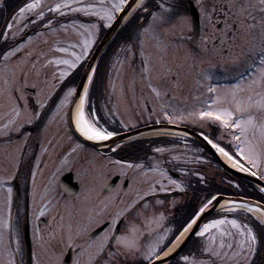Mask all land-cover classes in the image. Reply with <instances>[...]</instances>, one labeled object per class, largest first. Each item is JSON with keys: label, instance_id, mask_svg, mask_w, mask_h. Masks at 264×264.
Here are the masks:
<instances>
[{"label": "snow or ice", "instance_id": "1", "mask_svg": "<svg viewBox=\"0 0 264 264\" xmlns=\"http://www.w3.org/2000/svg\"><path fill=\"white\" fill-rule=\"evenodd\" d=\"M196 4L202 24L198 42L194 36H186V32L190 33L192 29L190 13L183 6L184 0H58L47 10L60 15L72 12L94 16L105 27H112L114 22L119 24L137 20L139 23L135 29L120 37L113 67L139 59L141 78L147 81L151 94L161 101L157 122L162 118L169 125L196 126L200 129V137L223 156L231 168L264 181V0H196ZM26 12H33L43 18L42 0L26 2L11 19L18 21ZM119 13L123 15L117 20ZM145 13L147 15H143ZM47 27H52L51 19ZM6 28L12 30L13 23H7ZM71 28L77 36L75 42L57 39L51 45L56 51L68 54L67 58L52 55L45 61V65L64 66L56 69L59 76L53 75L52 79L56 81L53 87L63 82L86 60L95 44L100 23H73ZM60 29L67 33L69 25L61 24ZM52 32L56 34L57 29L52 28ZM11 35L15 37L16 33L12 32ZM0 36L6 41L9 32H0ZM32 39L29 36L27 42L31 43ZM185 39L193 40L194 48L185 54V60L187 70L199 90L198 103L192 106L173 103L175 95L169 94L171 90L152 82V74L156 70L153 63L155 55L159 64V79L179 87L178 75L165 62V56L171 47L182 46ZM62 43L66 46H60ZM25 47V44L18 47L9 44L6 50H0V98L9 101L0 104V109H6L0 111V135L19 131L24 124H31L39 115L17 103L24 99L27 73L23 71L22 65H26L27 61L22 57L13 61V58ZM119 53H123V59ZM31 55L32 51L25 53V56ZM205 56L207 59L203 58ZM205 63L207 67L203 66ZM31 67L35 69L36 64L32 63ZM18 69L23 79L18 76ZM96 74L97 68L87 66L81 82L69 81L64 84L54 106L53 118L70 121L74 130L88 141L103 142L118 133L106 126L109 121L97 116L91 106ZM36 75H39V71ZM107 88L116 91L111 77ZM14 93L20 95L15 96ZM37 103L43 108L47 98ZM113 114L112 109H109V115ZM120 124L124 128L134 127L131 121H120ZM213 126L216 132L206 134L205 130ZM153 131L172 136L185 146L188 145V131L177 132L173 128ZM169 143L173 147H156L154 154L150 157L146 155L143 160L113 161L120 166L122 177L131 172L138 173L141 179L136 183L143 186L133 187V179L130 178L127 188H120L125 195L131 194L123 207L119 206L122 201L109 197L102 202V207L93 210L89 224L99 223V219L93 217H103L107 212L106 230L94 235L87 226L73 230L71 224L65 229L61 223L49 231L50 239H55L59 233L63 246L74 250L72 264H97V261L99 264H117L120 257L128 255L138 257L139 264H173L175 257L172 253L189 235L200 238L199 254L193 251L182 255L180 259L184 264H252L259 243L252 227L234 216L220 215L207 222L202 220V216L207 210L221 213L244 211L259 213L257 219L264 224V205L253 203L239 194L226 196L223 189L212 187L201 171L187 167L189 163L203 162L204 157L197 155L189 161L186 154L173 155L176 145L174 142ZM165 152L172 161H182L175 165L179 168L181 178L172 176L156 155L163 156ZM68 163L67 159L63 161L64 166ZM35 175V172L31 173L33 186ZM193 177L201 186L197 202L181 218L166 223L168 208L177 203L176 198L168 194L176 190L186 192L191 187L190 178ZM12 178V174L0 175V189L7 190V215L0 217V229L12 228V188L7 187ZM228 183L231 186V181ZM106 187L109 193L115 190L111 186ZM235 187L240 186L236 184ZM259 190L264 192V187H259ZM141 201L143 203L133 213L140 223L127 221L128 213ZM110 207L111 211H108ZM46 211L47 205L38 209V215L43 216ZM121 218L126 219V226L124 230H117ZM145 235L147 239H143ZM19 244L17 236L15 250L7 248V264H16L15 252L20 251ZM4 248V234L0 231V254ZM61 255L62 252L57 255V264Z\"/></svg>", "mask_w": 264, "mask_h": 264}, {"label": "flooded vegetation", "instance_id": "2", "mask_svg": "<svg viewBox=\"0 0 264 264\" xmlns=\"http://www.w3.org/2000/svg\"><path fill=\"white\" fill-rule=\"evenodd\" d=\"M26 2H31V0H1L0 2L1 32H9L7 40L14 41L13 47H18L25 43L29 36L32 37L38 33H49L52 32V28H59V25L54 24L57 22H55L54 17H60L62 21L65 18H73L74 20L72 22H65L68 25L89 22V19L84 21L85 17L83 15L78 18L80 13L60 16L48 12V14L45 13L43 18H40L33 12H26L23 17L18 18V21H13L11 19L13 14ZM49 19L52 20L51 28L47 27ZM9 22L13 23L12 30L6 28V24ZM98 23H100V29L96 39L97 44L109 29V27L103 25L102 21H98ZM135 27L131 26L129 28L130 31L134 30ZM191 29L192 31L190 33L187 32L186 36H194L193 28L191 27ZM12 32L18 35L13 37L11 35ZM201 32L202 24L200 15L198 41ZM2 40L5 42L4 37H2ZM183 46H187L188 50H183ZM174 47L178 52L177 55L181 59H185V54L194 48L193 40L185 39L182 46ZM117 48L118 42L114 39L106 47L97 62L96 68L98 80H100L99 87L101 88L102 97H109L110 106H115L114 104L117 102L116 98H120V90L123 88V90H132L139 99L141 98L146 104L147 110L151 111V104L158 107L159 103L154 100V96L151 99L148 96L151 92L147 87V81L141 78L139 59H134L131 63H125L123 66L116 65L113 67V62L117 58ZM20 56L21 54L18 57ZM119 56L123 59V53H119ZM203 58L207 59V56ZM81 65L69 77L65 78L63 82L55 86L50 96H46L47 103L43 108H40L37 103L40 100V96L38 95L39 91L32 88H25L24 92L26 93V97L23 100H18L17 103L30 109L32 112H38L39 115L31 124H24L19 131L11 132L8 135H0V175H13V178L7 184V187L12 188V228L0 229L4 234L5 245L2 254H0V264H7L9 259L7 248H11L13 251L15 250L17 236L20 242V251L15 252L16 264H57V255L61 252L62 255L60 256L59 264H72V259L75 255L74 250L71 247L63 246L59 233H57L55 239H50L49 231L61 223H63L65 229L71 224L73 230L77 227L87 226L94 235L100 234L102 230H106L107 212L104 213L103 217H93V219H99V223L89 224V217L93 213V210L102 207V202L107 201L109 197L112 200L122 201L119 206L123 207L130 200L131 194L125 195L120 191V188H127L130 178L133 179V187L143 186L136 183V181L141 179L138 173L131 172L128 176L122 177L120 166L113 163V161L117 159L132 161L143 160L146 155L149 157L152 156L154 154L153 150L156 147H165L162 141L150 143L149 140L139 139L134 142L122 144L113 149H96L92 145L84 143L75 135L68 120L66 124L64 122L54 124L52 121L54 106L58 102L61 90L65 83L78 79ZM183 66L184 68L182 69L180 63L174 66L179 75L178 83H183L182 76H184V84L189 85L191 90L198 91V86L192 74L187 70V62ZM203 66L207 67V64L205 63ZM110 77L112 78V83L115 85V92L107 88ZM30 89L32 90L28 91ZM179 89H181V86ZM14 95L19 96L18 93H14ZM197 97L195 98L197 99ZM121 101H119V105L122 104ZM143 102L141 101V103ZM133 109L140 112L137 106L133 107ZM140 113L141 115L133 117L136 120V125L134 126L136 128L142 127L144 124L141 119L145 114L143 112ZM54 135L56 136L54 137ZM78 145H82V147H78ZM72 151L75 152L71 155ZM156 155L163 161L164 167L166 168L165 153L163 156ZM67 157H69V161L70 158L74 159L67 166H64L63 161L65 159L68 160ZM167 169L172 176L181 178L179 170ZM198 170L208 176L209 179L206 180L213 185L214 176L213 174H208L212 172L206 170L205 173L204 170ZM33 172L36 173L34 186L31 176ZM64 179V187L70 191H66L63 188L62 182ZM190 179L191 187L186 192L182 193L176 190L168 194L179 199V201L174 206L168 208L169 216L166 223L181 218L197 202L198 189L201 186L196 183L194 177ZM221 180L218 177L217 181L222 182ZM229 181H231V186L228 183ZM73 182L78 184V191L75 194H72L75 191L72 186ZM67 184L69 186H66ZM236 184H239L240 187L236 188ZM106 186H111L115 190L109 193ZM223 186L233 191L234 194L242 195L247 199L255 200L264 205V194L258 187L245 180L225 175ZM6 195V188L0 189V217L7 215ZM145 199L149 198L146 197ZM142 203L143 201L138 203L128 213L127 221L135 220L137 223H140L133 216V213ZM45 205H47L45 214L43 216L38 215V209ZM108 211H111V207ZM147 214L146 212L145 215ZM258 215L259 213L239 211L236 217L252 227L253 231L257 234L259 243L257 245V251L252 258V264H264V224H261L257 219ZM61 217H63L62 221ZM212 218H215V216H211L208 220ZM125 226L126 219L121 218V221L117 224V230H124ZM66 234L65 232V237ZM143 239H147V236L145 235ZM199 239L198 237H192L190 239L184 250L186 252L185 255L193 251L199 254ZM111 247L112 245L110 243L109 248ZM97 264H99V261H97ZM117 264H139V259L131 255L122 256L118 259Z\"/></svg>", "mask_w": 264, "mask_h": 264}, {"label": "rangeland", "instance_id": "3", "mask_svg": "<svg viewBox=\"0 0 264 264\" xmlns=\"http://www.w3.org/2000/svg\"><path fill=\"white\" fill-rule=\"evenodd\" d=\"M192 1H194L196 4V0H192ZM42 2H43L44 13L48 12V13L53 14V15L54 14L60 15L59 13H51L47 10L54 3L58 2V0H42ZM88 2H97V0H88ZM184 2H186V0H184ZM39 10L40 9H37V11H39ZM71 13L72 12H69L66 14H71ZM80 15L81 16L83 15L86 19H89L88 23L98 22V19L94 16H86L83 13H80ZM88 23H85V24H88ZM75 24L78 25L79 23H75ZM65 25H68V24H65ZM71 25L72 24H69V31L67 33H65L59 27V28H56L57 29L56 34H54L53 32H49V33H38L37 35L32 36V38H33L32 42L28 43L26 40L25 43H23L26 45V47L21 52L17 53L16 57L13 58V61H16L17 58H21V57L27 61L26 65H22L23 71L27 73V77H26V85L27 86L25 88H32L36 91H39L38 95L40 96V100L45 99V98H47L46 96L51 95V93L54 89L53 85L56 84V81L53 80L52 77H53V75L58 77L59 72L56 71V69L64 67L63 65H45V61L47 59L51 58L52 55L65 57V58H67V56H68V54L60 53V52L56 51L54 48H51V45L53 44L54 40L59 39L62 41L75 42L77 39L76 33L74 32V30H72ZM40 34H42V35H40ZM17 35L18 34H16L15 36H17ZM97 36H98V34H97ZM45 39H47V43H45ZM96 39H97V37H96ZM49 41H50V45H49ZM149 43H150L149 50L151 51L152 50L151 49V42H149ZM60 46H66V45H64L62 43ZM94 46H95V44L93 45L92 49L90 50L89 55L92 52ZM182 49L188 50V47L183 46ZM27 51H32V55L31 56H25V53ZM180 51H181V49H180ZM40 53H44V55H40ZM20 54H21V56L18 57ZM177 54H178V52L176 51V48L174 46L171 47L165 56V62L169 66H171L173 71L178 75V73H177L178 71H177V69L174 68V66H176L178 63H180L182 65V67H181V69H182V68H184L183 65L186 64V60L181 59V57L178 56ZM89 55H88V57H89ZM32 63L36 64L35 69H33L31 67ZM153 63H154V65H156V70L153 71L152 81L154 84L166 86L171 90L169 94L175 95V100L173 101V103L183 105V106H192V105H195L196 103H198V100L195 99L194 97L199 95V90L195 91V94L193 96L190 86L184 84V76H182V78H183L182 82L183 83H181V84L179 83V87L181 86V89H179V87H175L171 83H165V81H162L159 79V70H158L159 64H158V61H157L155 55H153ZM42 65H44V66L42 67ZM0 67H2V65H0ZM37 71H39V75H36ZM17 74H18V76H21V78L23 79L22 73L20 72L19 69L17 70ZM178 77H179V75H178ZM33 85H35V87H33ZM48 85H51V86L48 87ZM109 90L111 91V89H109ZM126 90H123L124 92L123 91L121 92V90H120L121 95H120V98H116V101L118 103L116 102V104H114L115 106H110V98L109 97H106V96H105V98L102 97L101 109H100L102 115H100L99 117H102V118L107 119L109 121V124L106 126H109V127L117 126L115 121L118 120L117 121L119 123L118 127L123 129V130L124 129L126 130L128 128H124L120 124V121H124V122L131 121L135 126L136 121L133 117L141 115L140 112H143L145 114L143 117V122L147 121L148 124L149 123H167L162 118L159 119V122H157V117L160 115V107L157 108V107L153 106L152 109H155V112H152V110L149 111L147 109H144L142 106V103H141L142 100L139 99L138 96H134V92L132 90H128V91H131L133 95H130L129 93H127ZM49 91H51V92H49ZM18 95H20V94L18 93ZM23 96L26 97L25 92H23ZM148 96L152 98L153 94H149ZM200 98L202 99V97H200ZM154 100L157 103H161V101L157 100L155 97H154ZM119 101H121L122 104L119 105ZM7 103H9V101H7L3 98H0V104H7ZM135 106L138 107V110L140 112H137V111L132 109V107H135ZM109 109H112V111L114 113L113 115H109ZM4 110H6V109H0V111H4ZM28 110L30 112H32L30 109H28ZM96 115H97V113H96ZM150 116H151V118H149ZM52 121L54 124H58L59 122L60 123L64 122L65 124L67 123V120L62 121L59 117L53 118ZM101 122H103V120ZM183 125H185V124H183ZM199 131H200V129H199ZM205 131H206V134L208 132L215 133L216 128H215V126H213L209 129H206ZM53 132L56 133L55 131H53ZM55 136L56 135H54V137ZM58 136H60V135H58ZM158 137L175 139L172 136H166V135L165 136L164 135L163 136H152L151 135V136L142 137L140 139H153V138H158ZM161 141L166 142L165 140H161ZM74 152L75 151H72L71 155ZM176 154H186L187 159L189 161H190V159H192L194 156H197V155L204 157V154L201 151H198L192 147H183V146L181 147V149L174 148L173 155H176ZM165 155L167 156L169 162H172V163L177 162V161H172L167 152H165ZM67 158L69 161V157H67ZM73 159L74 158H70L69 162H71ZM204 161L207 162L205 157H204ZM179 162H182V161H179ZM209 170L213 171L214 173H217L219 169L216 166H213V167H209ZM176 200L179 201V199H176ZM235 213H237V212H233L232 214H233V216L236 217L237 214H235ZM183 264H184V262H183Z\"/></svg>", "mask_w": 264, "mask_h": 264}, {"label": "water", "instance_id": "4", "mask_svg": "<svg viewBox=\"0 0 264 264\" xmlns=\"http://www.w3.org/2000/svg\"><path fill=\"white\" fill-rule=\"evenodd\" d=\"M187 5L188 8L192 14L193 17V23H194V34H195V38L197 40V37L199 35V31H200V24H199V12L197 10V8L195 7L194 3L192 1H187ZM123 15V13H121L119 15V17ZM119 17L117 18V20H119ZM124 24V22H121L119 24H117L116 22H114L113 26L109 29V31L107 32V34L105 35V37L103 38V40L101 41V43L99 44V46L97 47L93 57L91 58V60L89 61L87 66H91L94 67L100 54L102 53V51L104 50L105 46L108 44V42L115 36V34L119 31V29L122 27V25ZM84 75V73H83ZM82 75V77H83ZM82 79V78H81ZM81 82V80H80ZM70 124L72 125L73 129H74V125L70 122ZM160 128H173L177 131H188L189 136L195 141L197 142L199 145H201L205 150H207L213 157L216 158V160L222 165L224 166L228 171H230L232 174L236 175L239 178L245 179L247 181L252 182L255 185H259L260 187H264V182L259 181L258 178H254L252 177L250 174L247 173H241L231 167H229L227 164H225V162L221 159V157L219 156L218 153L215 152L214 149L211 148L210 145H208L199 135V133L195 130H192L190 128L187 127H179V126H158V127H147V128H143V129H139V130H135V131H131V132H126V133H122L120 135H117L113 138H111L106 144H99V143H95L92 141H88L86 140V138L80 136V134L78 132H76L74 130V132L76 133V135L79 137V139L87 144H90L92 146H95L97 148L100 147H113L115 145H118L120 143H123L131 138H134L146 131L149 130H153V129H160ZM65 180V179H64ZM65 185V182L63 181V187ZM74 189L77 188L76 184H74ZM75 192V191H74ZM252 201V200H251ZM253 203H257L255 201H252ZM213 210H207L206 213L202 216V220H205L210 213ZM200 223V221H199ZM186 242L183 243L178 249H176L174 251V253H172V255L176 258L178 255H176V253H181L182 249L184 248Z\"/></svg>", "mask_w": 264, "mask_h": 264}, {"label": "trees", "instance_id": "5", "mask_svg": "<svg viewBox=\"0 0 264 264\" xmlns=\"http://www.w3.org/2000/svg\"><path fill=\"white\" fill-rule=\"evenodd\" d=\"M184 8H185V10L187 11V5H186V2H184ZM137 23H139L137 20H135V19H132L130 22H129V24L127 23L126 24V26L121 30V32L119 33V35H118V37H117V39H116V41H119L120 42V37H122V36H125V35H127L129 32H130V27L131 26H136L137 25ZM0 32H1V20H0ZM9 42L7 41H2V36H0V50H6V48H7V44H8ZM96 85H97V81H96ZM96 85H95V88L93 89V91H92V94H91V106H92V108L94 109L95 108V102H97V99H98V96L96 95ZM97 97V98H96ZM112 130H116L117 131V133H119V132H121V130L120 129H112ZM204 151V150H203ZM206 154H207V152L206 151H204ZM213 161H214V163H216L217 161L215 160V159H213ZM218 165V164H217ZM219 166V165H218ZM221 168V167H220ZM223 169V168H222ZM224 170V169H223ZM214 188H221V189H223V191H224V194L227 192V188H225L224 186H223V181L222 182H220V181H217L216 180V178H214V183H213V185H212ZM173 264H178L177 263V261L176 262H173Z\"/></svg>", "mask_w": 264, "mask_h": 264}, {"label": "bare ground", "instance_id": "6", "mask_svg": "<svg viewBox=\"0 0 264 264\" xmlns=\"http://www.w3.org/2000/svg\"><path fill=\"white\" fill-rule=\"evenodd\" d=\"M177 132H182V131H177ZM146 135L147 136H161V135H166V134H164V133H157V132H155V131H150V132H147L146 133ZM166 136H169V135H166ZM188 137H190V136H188ZM92 142H95V143H104V142H106V141H103V142H97V141H92ZM219 156L221 157V159L225 162V164H227L229 167H231L228 163H227V161H226V159L223 157V156H221L220 154H219ZM235 170H237V169H235ZM238 171V170H237ZM215 211H218V210H215ZM219 212V211H218Z\"/></svg>", "mask_w": 264, "mask_h": 264}]
</instances>
